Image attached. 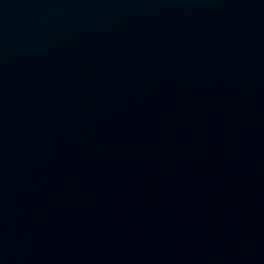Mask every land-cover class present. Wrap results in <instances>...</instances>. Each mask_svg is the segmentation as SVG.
<instances>
[{"label": "water", "instance_id": "obj_1", "mask_svg": "<svg viewBox=\"0 0 264 264\" xmlns=\"http://www.w3.org/2000/svg\"><path fill=\"white\" fill-rule=\"evenodd\" d=\"M0 264H264V0H0Z\"/></svg>", "mask_w": 264, "mask_h": 264}]
</instances>
